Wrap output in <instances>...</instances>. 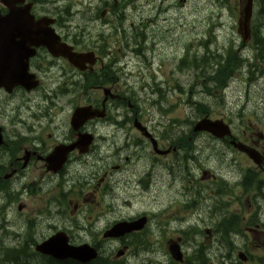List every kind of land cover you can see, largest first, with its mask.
<instances>
[{
	"label": "flooded vegetation",
	"instance_id": "af4514ba",
	"mask_svg": "<svg viewBox=\"0 0 264 264\" xmlns=\"http://www.w3.org/2000/svg\"><path fill=\"white\" fill-rule=\"evenodd\" d=\"M113 1L101 5L104 17L95 32L70 27L61 11L49 10L45 4L26 0L7 8L0 2V17L8 16L9 8L26 16L23 10L30 3L29 13L35 21L54 19L48 28L58 36L57 47L62 51L70 47L73 53L85 56L77 68L47 46L30 44L27 34L32 30L21 27L25 21L20 14L1 36L0 69L11 75L26 69L29 83L36 85L30 90L12 84L0 88V251L31 249V257L41 259L36 247L59 232L70 245H88L120 264L140 260L142 264V256L151 252L145 247L151 226L163 233L174 230L172 222H178L176 233L193 241L190 258L181 264H264V127L261 130L251 123L245 107L237 119L244 127L236 132L233 122L222 117L231 128V137L216 139L194 131L196 115L190 121L191 131L187 127L179 131L175 120L162 126L160 107L166 93L178 91L179 86L162 87L153 58L145 55L150 50L147 42L134 48L131 32L106 49L108 25L117 23L119 17ZM131 78L134 80L129 82ZM257 86L264 92V84ZM262 97L264 109V93ZM148 102L157 109L159 120L154 117L151 122L144 116ZM256 118H264V112ZM169 130L175 131L170 134ZM204 138L211 147L220 146L211 148L214 161H227L233 167L215 170L213 165L208 169L202 159ZM249 151L256 153L260 165L253 163ZM164 157H172L170 164L159 162ZM188 161L198 169L184 181L192 199L178 202L173 215L160 211L132 217L128 221L145 217L144 228L118 238L106 235L121 219L99 230L103 213L91 224L88 220L95 212L90 209L84 219L88 224L79 221L84 206L94 201L101 186L102 196L113 198L120 184L145 192L159 178L169 184L179 181L182 167L189 168ZM164 172L169 180H164ZM178 240L182 245L183 238ZM134 245H138L136 249ZM113 247L123 256L112 258ZM164 253L167 258L162 264H173ZM152 263L151 259L145 261Z\"/></svg>",
	"mask_w": 264,
	"mask_h": 264
},
{
	"label": "rangeland",
	"instance_id": "374dc122",
	"mask_svg": "<svg viewBox=\"0 0 264 264\" xmlns=\"http://www.w3.org/2000/svg\"><path fill=\"white\" fill-rule=\"evenodd\" d=\"M100 1L47 0L44 4L47 3L46 8L49 10L58 9L64 12L66 8H69L70 13L73 15L69 23L70 27L75 29L85 27L87 31L95 32V28L100 25L101 21L96 17V20L93 22L91 17L98 15L95 12L96 7L100 5ZM212 1L136 0L137 7L135 9H133L131 4L123 2L120 4L121 7L117 13L126 15L130 24L133 23V25L139 26L141 29H143V25H147L145 31L149 37L146 45L150 50L146 54L148 58H153V69L157 70V73L160 74L158 82L160 84L163 83L162 87L164 89H166L167 84L169 86L171 84H178L181 87L180 92L169 90L166 93L165 101L160 108L165 111H170L162 119V126L163 124L168 126L169 121L175 120L182 128H185L188 121L193 120L195 115L196 117L200 115L198 105L208 103L209 109L212 111L210 118L219 119V116H224L232 120V129L236 132L240 129V126L244 127V125H241L240 120H237L239 114L238 107L241 106V102L248 100L249 104L246 106V112L249 118L252 119L251 123L258 124L262 130L264 127V118L257 119L256 116L264 112L263 104L260 103L263 99L262 93L264 92L262 88H258L255 84L248 86V84L253 83L250 81L248 69H243L229 81V86L222 96L216 92L214 97H209V93L200 86L201 80L196 81V72L194 70L173 76L174 64L176 60L183 57L184 51V56L186 55L187 47L191 40L193 41L192 47H195L196 50V45L199 41L196 34L200 38L201 33L206 32L207 28L210 27L208 25V19L213 24L219 26L215 32V43L210 45V50L225 55L227 46H224V43H227L231 39H237L236 28H233V13L236 12L237 1L231 0L229 6H231L232 10L226 9L220 13L217 12L219 11V7L214 6ZM211 16L214 17L213 20L210 19ZM202 39L209 40L208 32L206 33V37ZM131 80H134V78H131L129 82ZM249 87L251 88L249 89ZM143 110H145L143 112L144 116H147L151 122H153L152 119L154 117L159 120L160 115H158L157 109L151 108L149 102L143 107ZM245 123L246 126L250 124L247 119H245ZM162 129L160 130L162 131ZM174 131L169 130L168 132L172 134ZM213 147L219 148L220 146L213 144L211 147L206 141V138H204L201 143V149H205L202 159H204L206 167L212 169L214 165L215 170H224L228 166L233 167L227 161L224 163L214 161L215 157L211 154V148ZM213 152L216 153L217 149H213ZM171 161L172 157L159 159L160 163L165 164H170ZM181 172L182 174L178 179L180 184L178 181L169 184L168 182H162V179L159 178L145 192L133 186H124V184L117 185L115 187L116 193L114 198L110 197L109 194L102 196L103 187L101 186L94 201H90V204L84 206L78 219L86 226L88 223L84 221L85 217H87L85 213L89 212L90 209L95 212L94 216L91 217L92 219L88 220L91 224L95 221L94 217L96 215L103 213L100 216L101 219L98 220L100 222L105 217V220L101 221L102 224L98 226V229L101 230L105 224L112 223L115 219L123 218L126 220L141 213H150L152 215L164 211V215H173V208L178 202L192 199L191 195L185 193L187 190L186 185L188 184H185L184 181L187 182L195 173L190 171L192 176H187V169L184 166ZM163 174L165 176L163 177L164 180H169L166 178L168 173L164 172ZM183 176L189 178H183ZM189 193H191V189H189ZM234 207L237 209L238 204H235ZM172 223L176 224L177 227L178 222ZM175 229L164 234L160 232L158 235L154 226H151L150 233L153 234V247L151 249L152 252L144 255L145 261L151 259L157 263L162 260L164 254L162 250L163 243L165 244L167 240L178 238Z\"/></svg>",
	"mask_w": 264,
	"mask_h": 264
},
{
	"label": "water",
	"instance_id": "95a60500",
	"mask_svg": "<svg viewBox=\"0 0 264 264\" xmlns=\"http://www.w3.org/2000/svg\"><path fill=\"white\" fill-rule=\"evenodd\" d=\"M24 1L25 0H0V2L6 5L7 8L10 4L24 3ZM27 6L28 7L23 10L26 16L22 15V13L17 10L15 11L14 9L9 8V15L6 17H0V44L1 42L3 43L1 36L4 34V31L13 25L12 22L15 19V15L20 14V20L25 21L22 22L21 27L27 29L31 28L32 30L27 34L30 39V44L35 46H47L53 54L62 55L63 57L67 58L73 66L80 68L79 62L82 61L85 56L73 53L71 48H65V50L62 51L61 48L57 47L56 45L59 44L58 36L55 35L52 29L48 28V26L53 24L54 21L49 18H41L38 21H35L33 16H31L29 13L31 5L29 4ZM252 9L253 0H244L242 9L240 11L237 31L243 41L248 40L250 36V21L252 17ZM22 42H25V39H23ZM9 84H12L13 86L21 85L30 90L35 86L36 83H29L28 73L26 69L23 73H19L16 75H11L7 71L4 72L0 69V86L7 87V85ZM195 131L208 132L217 137L230 135L229 128L222 122H213L207 119L198 122L195 127ZM248 155L258 164L255 156L251 151L248 152ZM140 227L141 225H139V223L126 224L119 230H111L108 235L117 237L123 235L126 232L139 229ZM36 250L37 252L51 256L54 259L64 260L70 258L80 263H87L96 258V251L94 249L88 246H69L67 244V238L65 236H61L60 234L51 238L48 242L41 244L36 248ZM170 250L172 258L176 261H181V254L178 251L177 245H172Z\"/></svg>",
	"mask_w": 264,
	"mask_h": 264
},
{
	"label": "trees",
	"instance_id": "16d2710c",
	"mask_svg": "<svg viewBox=\"0 0 264 264\" xmlns=\"http://www.w3.org/2000/svg\"><path fill=\"white\" fill-rule=\"evenodd\" d=\"M47 0H34L36 3H44ZM121 2V0H119ZM127 3L131 4L132 7L136 6V0H123ZM239 3L236 7V12L233 13L234 20L238 16L239 7H241V0H235V2ZM119 2V3H120ZM214 6L219 7L218 13L224 11L226 9L232 10L231 6H229L231 0H213ZM211 20L214 19L213 16L210 17ZM209 28H207L206 32L201 33L200 38L196 34L197 39H199V45L196 49V53L192 56L187 53L184 58L180 61L179 68L194 70L196 72V81L200 79H205L206 83L210 82L214 84L213 89H222L226 84L227 80L232 78L235 73H238L240 69L243 68V65L250 59V57L246 58V61L241 58V53L233 47L234 43L228 42L225 55L221 53H217L215 51L210 50V47H205L204 39L206 37V33L208 32L209 42L211 38L214 36L216 25L213 24L208 19ZM226 46V45H224ZM203 49V54H199V50ZM252 55L256 57V55L263 59L264 57V0H254V15L252 18ZM248 56V55H246ZM252 69L258 70L257 66L249 67V71ZM262 72V71H261ZM198 111L200 115L206 116L210 115L208 110H205V105L199 104ZM190 127L192 124L189 125ZM190 129V128H189ZM192 129H190L191 131ZM183 132V131H182ZM183 141V139H181ZM144 249V248H143ZM30 251L23 250H8L5 251V259L1 261L3 264H81L73 260H65V261H57L50 258L42 257L38 258H30L28 255H31ZM120 261H115L114 259L105 258L104 256H99L96 260L88 263V264H119Z\"/></svg>",
	"mask_w": 264,
	"mask_h": 264
},
{
	"label": "bare ground",
	"instance_id": "6f19581e",
	"mask_svg": "<svg viewBox=\"0 0 264 264\" xmlns=\"http://www.w3.org/2000/svg\"><path fill=\"white\" fill-rule=\"evenodd\" d=\"M109 1H111V0H109ZM106 2H107V1H106ZM124 3H126V1H125ZM45 5H47V3H45ZM120 7H121V5L118 6L117 11L120 9ZM117 11H116V12H117ZM263 59H264V57H263ZM119 264H120V263H119Z\"/></svg>",
	"mask_w": 264,
	"mask_h": 264
}]
</instances>
